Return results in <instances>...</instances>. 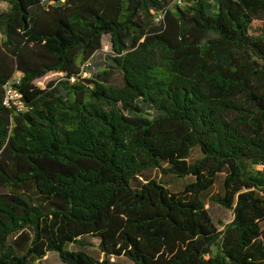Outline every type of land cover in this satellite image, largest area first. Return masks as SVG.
Listing matches in <instances>:
<instances>
[{"label": "trees", "instance_id": "1", "mask_svg": "<svg viewBox=\"0 0 264 264\" xmlns=\"http://www.w3.org/2000/svg\"><path fill=\"white\" fill-rule=\"evenodd\" d=\"M176 1L0 0V264H264V0Z\"/></svg>", "mask_w": 264, "mask_h": 264}, {"label": "rangeland", "instance_id": "2", "mask_svg": "<svg viewBox=\"0 0 264 264\" xmlns=\"http://www.w3.org/2000/svg\"><path fill=\"white\" fill-rule=\"evenodd\" d=\"M7 9H8V4L4 2H0V12L6 11ZM114 57H115V53L112 48L111 37L109 35H105L102 38V49L96 52L86 64L81 66L83 77L93 78L99 71L109 69L111 65H113L112 59ZM20 76H21L20 74H17V76L13 80H19ZM63 76L64 75L61 73H49L45 77L37 80L35 84L39 88H45L48 83L52 81H57L61 79ZM14 100L17 102L18 97L14 96ZM201 157H202V154L200 152V149L196 148L192 151L190 161L194 162L195 160L200 159ZM147 175L149 178H154L161 182H167L171 191L175 193L182 192L186 184L194 181L192 177H187L184 179H176L172 176L162 178L159 175V173L155 171L148 172ZM223 178H224L223 175H221L218 178L217 183L213 187L212 191L205 198L207 202L206 209H208L212 220L214 221V223L216 224L219 230H223L225 228V225L229 224L233 220L232 210L225 209L209 201V198L211 196L216 195L220 192L221 187H222ZM82 241L85 244L84 247L80 248L77 245H70L69 249L72 251H77L79 249H82L88 254L94 256L95 258L104 259V256L100 253V250H99V239L97 237H94V236L85 237L82 239ZM213 250L215 252L216 248H214ZM112 261L115 262L116 264L129 263V261L124 257L113 258ZM37 264H62V263L57 254L49 253L47 257L44 258L43 261Z\"/></svg>", "mask_w": 264, "mask_h": 264}, {"label": "built area", "instance_id": "3", "mask_svg": "<svg viewBox=\"0 0 264 264\" xmlns=\"http://www.w3.org/2000/svg\"><path fill=\"white\" fill-rule=\"evenodd\" d=\"M183 2H184V0H177L176 1V3L178 5H182ZM14 83H19V80H13L12 82L7 83L5 85L6 97H5V100H4V104L6 106H11L12 104L20 105V103L18 101L16 102L14 100V96H17L16 91L13 90V87H12ZM254 168L257 169L258 171L264 172V164L256 165Z\"/></svg>", "mask_w": 264, "mask_h": 264}]
</instances>
